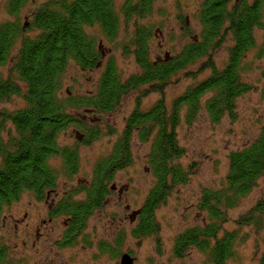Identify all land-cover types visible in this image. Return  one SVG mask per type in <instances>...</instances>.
<instances>
[{
  "label": "trees",
  "instance_id": "1",
  "mask_svg": "<svg viewBox=\"0 0 264 264\" xmlns=\"http://www.w3.org/2000/svg\"><path fill=\"white\" fill-rule=\"evenodd\" d=\"M27 1L8 0L7 14L13 19L0 24V65L9 66L5 78L0 77V103L12 97L24 103L12 112H0V131L5 123L10 124L6 138L0 137V218L23 193L33 194L40 202L51 190L56 192L60 178L71 180L78 173L79 147L91 145L101 136L96 116H92L94 124L87 123L90 112H112L131 92L150 87L151 92L160 94L159 99L146 110H140V101L136 102L137 108L126 118L109 156L93 166L88 183L65 188L53 211L68 219L58 246L74 245L88 218L103 205L110 189H115V185L109 187L115 174L132 164V140L136 137L143 144L151 141L145 162L155 182L136 210L131 237L156 235L160 226L155 211L189 178V172L177 163L185 153L177 141L179 124L183 121L189 126L202 112L213 125L225 117L236 120L237 100L253 89L243 80L251 69L244 59L256 47L257 30L264 31V0H202L193 15L197 34L174 54L165 52L154 59L150 44L157 23L152 17L159 0H124L119 7L116 0H51L32 11L30 21L19 17ZM178 20L183 32H188L187 18L178 16ZM95 27L97 37L87 31ZM29 31L34 35L26 36ZM101 39L108 43L119 40V50L135 60L138 73L124 77L115 58L110 57L93 93L61 97L62 78L71 64L81 71L101 65L105 58ZM226 42V62L218 68L213 53ZM200 61L198 70L183 73ZM205 71L209 75L197 80ZM180 73L194 83L167 104L164 90ZM260 75L264 79V68ZM83 109V115L74 114ZM69 129L75 133L73 146L59 143L61 132ZM52 159H58L59 165L52 166ZM227 162L223 187L205 188L201 193L198 209L207 214L206 224L187 228L174 239L177 258L190 249L203 253L209 264H228L234 258L238 233L222 229L228 222L227 212L247 198L260 181L264 183V128L250 144L230 152ZM236 224L238 229L264 228V199L242 214ZM122 240L120 235L116 244L121 245ZM99 249L119 255L105 245ZM7 258L6 247L0 242V264H14ZM255 264H264V253Z\"/></svg>",
  "mask_w": 264,
  "mask_h": 264
},
{
  "label": "rangeland",
  "instance_id": "2",
  "mask_svg": "<svg viewBox=\"0 0 264 264\" xmlns=\"http://www.w3.org/2000/svg\"><path fill=\"white\" fill-rule=\"evenodd\" d=\"M7 1L0 0V24L13 19L7 14ZM47 1L51 0L27 1L20 10L19 17L22 20L23 16L32 13ZM116 1L118 7L124 2ZM201 1L180 0L177 3L175 0H159L156 3L152 21L156 22L157 26L153 30L150 44L152 59L157 56L163 57L165 52L174 54L197 34L198 25L193 20V15ZM157 10L163 11L164 15L160 17ZM178 16L187 18L188 32L184 33L181 29ZM87 31L95 37L99 32L97 27ZM25 35L31 37L34 32L29 31ZM101 42L100 49L105 54L101 65L92 71H81L75 64H71L62 78L61 97L93 93L94 83L110 57L115 58L124 77L138 73L135 60L123 55L119 50L117 46L119 40L116 43H108L101 39ZM255 43L256 47L250 50L244 59L245 64L249 63L251 69L243 77L253 89L237 100L236 120L232 121L225 117L220 123L213 125L202 112L189 126L183 121L179 124L177 141L185 153L177 163L181 164L184 171L189 172V178L185 184L176 187L167 201L155 211L156 223L160 226L156 235L142 239L131 237L137 217L132 222L130 216L144 203L155 182L145 162L151 141L143 144L134 137L131 147L132 164L115 174L109 185V187L115 185V189H110L103 205L88 218L85 230L77 237L74 245L58 246L57 243L67 229V226H64L65 216L53 224H42V220L47 218L48 206L44 201L37 202L33 194L23 193L16 203L5 208L0 218V242L6 247L7 261L14 264H119V256L131 251L135 255L136 264H209L206 256L197 249H190L182 258H177L173 252L174 239L187 228L206 224L207 214L198 209L202 191L205 188L217 190L223 187L228 169V154L250 144L264 128V79L260 75L264 68V31L257 30ZM228 45L226 42L223 48L213 53L218 68H222L226 62ZM202 62L189 67L183 73L198 70ZM8 70V65H0V77L5 78ZM183 73L172 79L171 84L165 88L167 104L194 83L191 77ZM209 73V71L201 73L197 80L208 76ZM159 97L160 94L151 92L150 87H143L141 91L131 92L125 96L114 111L88 116L87 123L90 125L95 123L92 116L100 120L95 126L101 130V136L91 145L79 147L80 169L71 180L65 177L58 180L56 199L63 197L65 188H75L76 185L89 182L93 166L100 159L109 156L114 142L122 132L126 118L135 109L138 100L141 110H146L151 108ZM23 106L21 100L12 97L9 102L0 103V112H12ZM84 113L85 109L74 112L78 117ZM5 124L0 131V137L3 139L6 138L5 131L10 127V124ZM74 142L73 131L69 129L61 132L59 143L73 146ZM59 163L58 159L50 161L52 166ZM258 185L239 205L227 212L228 222L223 226L222 232L237 231V238L240 240L236 244L234 258L228 264H255L264 253V228L238 229L236 224L242 214L264 199V183L260 181ZM36 228L40 231L37 232ZM120 235L123 237L121 245L116 244ZM101 245L119 255L101 253L99 250Z\"/></svg>",
  "mask_w": 264,
  "mask_h": 264
},
{
  "label": "flooded vegetation",
  "instance_id": "3",
  "mask_svg": "<svg viewBox=\"0 0 264 264\" xmlns=\"http://www.w3.org/2000/svg\"><path fill=\"white\" fill-rule=\"evenodd\" d=\"M28 1H35V0H28ZM25 17V20H27V21H30V20H32V14L30 13V14H28V15H25L24 16ZM26 28L28 29V25L26 26ZM27 29H25L26 31H27ZM135 108H137V107H135ZM140 110H141V108H140ZM132 112V111H131ZM96 113V112H95ZM95 113H91L90 112V114L89 115H95ZM131 114V113H130ZM97 119V118H96ZM97 120H99V119H97ZM123 129V128H122ZM122 131V130H121ZM57 194L58 193H56L54 190H51L50 191V193H48V194H46V196H45V198L42 200V201H44L45 202V204L48 206V210H47V212H46V219H43L42 220V224H45V223H48V224H53V223H55L57 220H59L61 217H63V216H61V215H59V214H54V207L56 206L55 204V199H56V196H57ZM25 217V216H24ZM135 219H136V216H135V218L132 220V222L133 221H135ZM68 219L67 218H65V220H64V226L66 225L67 226V221ZM37 229V232H39L40 231V229L39 228H36ZM77 237H79V235L77 236ZM62 239V238H61ZM60 239V240H61ZM77 239V238H76ZM77 241V240H76ZM60 242V241H59ZM100 250V249H99ZM101 251V250H100ZM107 253H109V252H107ZM125 253H127L133 260H134V262H133V264H136L137 262H136V260H135V255L131 252V251H127V252H125ZM125 253H122L120 256H119V260H120V257L122 256V255H124ZM118 260V261H119ZM119 264H120V261H119Z\"/></svg>",
  "mask_w": 264,
  "mask_h": 264
},
{
  "label": "water",
  "instance_id": "4",
  "mask_svg": "<svg viewBox=\"0 0 264 264\" xmlns=\"http://www.w3.org/2000/svg\"><path fill=\"white\" fill-rule=\"evenodd\" d=\"M112 188H114V187H112ZM137 214H138L137 211L133 212V214L130 216V221H132ZM119 261H120V264H133V262H134V260L127 253L122 255L120 257Z\"/></svg>",
  "mask_w": 264,
  "mask_h": 264
}]
</instances>
